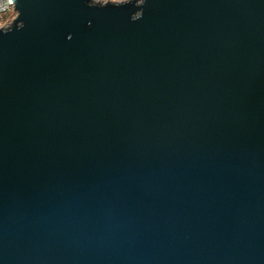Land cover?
<instances>
[{"label": "water", "instance_id": "95a60500", "mask_svg": "<svg viewBox=\"0 0 264 264\" xmlns=\"http://www.w3.org/2000/svg\"><path fill=\"white\" fill-rule=\"evenodd\" d=\"M13 1L0 264H264V0Z\"/></svg>", "mask_w": 264, "mask_h": 264}, {"label": "rangeland", "instance_id": "374dc122", "mask_svg": "<svg viewBox=\"0 0 264 264\" xmlns=\"http://www.w3.org/2000/svg\"><path fill=\"white\" fill-rule=\"evenodd\" d=\"M90 1H91V4L93 5L102 6V5H106L110 3H114V4L124 3V2L131 1V0H90ZM16 18L14 17V14H9V13L6 14L4 17L0 18V30L11 28Z\"/></svg>", "mask_w": 264, "mask_h": 264}, {"label": "built area", "instance_id": "2783aa9c", "mask_svg": "<svg viewBox=\"0 0 264 264\" xmlns=\"http://www.w3.org/2000/svg\"><path fill=\"white\" fill-rule=\"evenodd\" d=\"M8 13L14 14L15 18L18 16L15 1L9 3L8 0H0V18L4 17Z\"/></svg>", "mask_w": 264, "mask_h": 264}, {"label": "snow or ice", "instance_id": "6c2138e0", "mask_svg": "<svg viewBox=\"0 0 264 264\" xmlns=\"http://www.w3.org/2000/svg\"><path fill=\"white\" fill-rule=\"evenodd\" d=\"M8 2H9V3H12V2H13V0H8Z\"/></svg>", "mask_w": 264, "mask_h": 264}]
</instances>
